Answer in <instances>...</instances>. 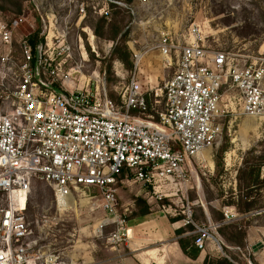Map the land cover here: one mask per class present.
Listing matches in <instances>:
<instances>
[{"label":"built area","instance_id":"1","mask_svg":"<svg viewBox=\"0 0 264 264\" xmlns=\"http://www.w3.org/2000/svg\"><path fill=\"white\" fill-rule=\"evenodd\" d=\"M83 13L80 5L79 16ZM19 26L17 18L0 21V44L10 53L15 40L19 52L17 60L9 54L1 58L12 86L1 97L0 264L37 260L25 221L34 180L52 188L58 206L72 192L94 190L105 214L98 228L111 227L106 244L123 245L129 236L118 210V184H140L156 201L169 198L186 188L189 161L203 162L202 153L221 140L230 114L264 119V57L240 64L232 54L208 51L194 35L182 46L163 37L160 56L170 60L174 52L176 62L161 92L152 85L144 92L132 78L115 102L82 74L87 51L81 35L70 40L68 24L46 14L37 38L16 39ZM82 30L95 53L93 32ZM182 214L180 221L192 228L187 234L194 236L198 251L211 244L227 258L217 233L222 223L195 222L189 206ZM223 216L229 223L237 214L223 208Z\"/></svg>","mask_w":264,"mask_h":264},{"label":"rangeland","instance_id":"2","mask_svg":"<svg viewBox=\"0 0 264 264\" xmlns=\"http://www.w3.org/2000/svg\"><path fill=\"white\" fill-rule=\"evenodd\" d=\"M108 2L0 0V21L8 23L17 18L20 26L16 39L22 35L37 38L42 19L45 20L46 14L53 13L58 23L68 24L72 42L79 35L83 38L88 56L82 70L86 80L98 82L107 96L115 101H119V94L132 78L142 91L144 85L147 91L152 85L153 91L161 92L176 62L174 52L170 60L160 56L159 44L163 37H169L182 46L191 40L190 35H194L202 39L208 51L220 50L232 54L240 64L264 57V0H132L127 6H118L116 2L109 6ZM80 5L84 8L81 17ZM106 11L108 14L105 16ZM102 17H106V21H101ZM82 29L86 33L89 30L93 32L95 53L90 52ZM96 29H99V34L94 33ZM192 29L195 33H189ZM115 47L114 55L112 51ZM125 51L129 54L130 67L117 58ZM6 54L14 60L19 59L15 40L10 53L0 44V113L3 109L1 97L12 86L8 65L4 66L1 60ZM78 59V53L74 52V60ZM203 155L209 156L212 166ZM262 158L264 119L239 116L234 112L223 124L221 140L211 150L202 153L200 159L204 161H189L186 170L190 177L185 189L169 198H162L156 204L153 203L155 198L151 191L140 184H118L119 214L125 215L128 221L146 207L161 211L164 207L166 215L175 213L176 217L183 218L182 211L189 206L192 219L206 224L203 211L215 207L221 212L223 208L230 207L226 206L227 203L235 202L240 192H246L243 188L238 191V185L245 186L249 171H243L239 179L238 170H248L250 165L264 161ZM260 180L264 183V167L260 171ZM94 196V190L72 192L68 201L58 206L54 192L47 183L40 180L32 182L25 211V221L32 232L27 242L37 255V260L31 264H94L95 260L104 258L106 236L111 227L98 228L105 214L100 207L99 197ZM252 196L257 203L256 209L248 215L237 214L233 221L227 223L238 225L246 233L250 226L255 228L253 238L258 242L248 249L249 255L243 251L248 246L244 242L241 245L239 240L235 244L241 252H229V256L239 264H247V260L251 264H261L259 257H264V188L254 190ZM151 198L150 203L153 204L149 205L147 201ZM19 199L23 203L22 195ZM218 236L226 245L225 239Z\"/></svg>","mask_w":264,"mask_h":264},{"label":"crops","instance_id":"3","mask_svg":"<svg viewBox=\"0 0 264 264\" xmlns=\"http://www.w3.org/2000/svg\"><path fill=\"white\" fill-rule=\"evenodd\" d=\"M203 158L209 164L210 158H208V155H203ZM119 191L120 188L117 187V196H119ZM150 201H152V198L147 201V204L158 203L155 199L153 203H150ZM226 208L237 214L234 207ZM145 209L148 210L147 214H141L142 210L138 211L139 213H135L127 221L126 230L129 236L127 242L115 247L105 246L103 250L104 258L95 260L94 264H203L207 256L218 257L212 245L208 244L205 251H198L196 257L190 258L179 245L180 240L186 241L191 236L187 234L188 231L183 227L181 221L173 220L174 216L166 215L165 208H163V211L147 207ZM213 209L220 210L215 207ZM203 212L206 222H216L209 210ZM221 212L223 213V209ZM179 230L185 231L178 233ZM254 230L253 226H250L247 230L245 239L247 249L258 242L253 238ZM259 261L264 264V257H259Z\"/></svg>","mask_w":264,"mask_h":264},{"label":"trees","instance_id":"4","mask_svg":"<svg viewBox=\"0 0 264 264\" xmlns=\"http://www.w3.org/2000/svg\"><path fill=\"white\" fill-rule=\"evenodd\" d=\"M131 1L132 0H109L108 3H109V6L110 5L113 6L115 4L113 2H116V5L118 6L120 4L127 6L131 3ZM100 19L101 21H106V17H102ZM99 29L98 30L96 29L94 33L99 34ZM116 50H117V47L114 48V50L112 51V54L115 55ZM117 58L123 64H126L127 67H130L129 61H128L129 54L127 53V51H125L123 54H121ZM137 75L138 74H136V79L139 78V76ZM143 91L147 92V88L145 85L143 87ZM221 152L222 150L220 151V153ZM262 167H264V161L257 162L255 164L250 165L248 170L247 168H244V170L243 169L238 170L239 171L238 173L240 174V176H238L239 179H241L242 177L241 175L243 174V171H249L246 176L247 180H246L245 186L239 187L238 185V191H241V189L243 188L244 190H246V192L245 193L240 192V195L237 197L235 202L230 201L226 205V206L234 207L237 214L248 215L256 209L257 203L255 201V198L252 195L254 193V190L257 191V189L259 190V189L264 188V183L262 182V180H260V171ZM209 212L217 223H222V225L217 229V232L226 241V245L223 248V252L227 256V258L222 257V256H219V257L207 256L203 264H236V263L239 264V262H237V260L234 257L229 256L230 255L229 252L231 251L229 248L237 247L235 244V241L237 240L240 241L241 245H243V242L245 244L246 231L245 232L241 231V229H239V226L236 224L233 225V224L224 223L225 219H224L222 212L218 210H213V209L212 210L209 209ZM140 213L147 214L148 210L144 209ZM180 219L181 218H178V217L173 218V220H180ZM185 229H187L188 232L192 230L190 226L185 227ZM184 231L185 230H179L178 233H182ZM193 241H194V236H190V239H187L186 241H183V240L179 241L180 248L190 258L196 257L198 253V250L193 246Z\"/></svg>","mask_w":264,"mask_h":264},{"label":"bare ground","instance_id":"5","mask_svg":"<svg viewBox=\"0 0 264 264\" xmlns=\"http://www.w3.org/2000/svg\"><path fill=\"white\" fill-rule=\"evenodd\" d=\"M95 77H98L97 75H94ZM151 82V81H150ZM208 158H209V156H208ZM209 164H210V166L212 165V162H211V160L209 159ZM19 202H20V199H19Z\"/></svg>","mask_w":264,"mask_h":264}]
</instances>
